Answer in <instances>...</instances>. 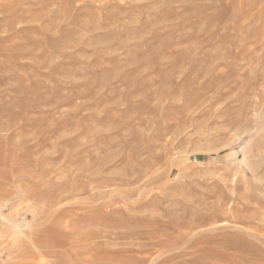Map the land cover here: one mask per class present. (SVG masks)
<instances>
[{
    "label": "rangeland",
    "instance_id": "374dc122",
    "mask_svg": "<svg viewBox=\"0 0 264 264\" xmlns=\"http://www.w3.org/2000/svg\"><path fill=\"white\" fill-rule=\"evenodd\" d=\"M0 264H264V0H0Z\"/></svg>",
    "mask_w": 264,
    "mask_h": 264
}]
</instances>
